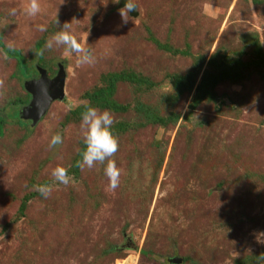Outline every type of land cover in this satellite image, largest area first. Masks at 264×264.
Masks as SVG:
<instances>
[{
	"label": "rangeland",
	"instance_id": "1",
	"mask_svg": "<svg viewBox=\"0 0 264 264\" xmlns=\"http://www.w3.org/2000/svg\"><path fill=\"white\" fill-rule=\"evenodd\" d=\"M120 1L37 0L40 11L29 16L26 0H0V42L32 63L42 40L50 77L58 64L65 75L62 100L34 125L7 122L0 136V264H174V256L176 264H264L250 258L264 250V0H131L137 16ZM60 32L69 44L55 43ZM73 44L92 62L78 64ZM215 54L228 76L216 101L192 109ZM199 58L193 92H178L171 76L193 73ZM15 65L0 48V107L25 93ZM122 70L154 85L120 82L114 98L128 110L109 111L112 125L139 121L138 101L179 118L117 139L111 187L108 160L72 172L83 130L70 111L102 74ZM57 133L62 142L50 148ZM57 166L69 184L53 181ZM41 184L51 186L46 198L35 190ZM143 247L150 252L141 255Z\"/></svg>",
	"mask_w": 264,
	"mask_h": 264
},
{
	"label": "trees",
	"instance_id": "2",
	"mask_svg": "<svg viewBox=\"0 0 264 264\" xmlns=\"http://www.w3.org/2000/svg\"><path fill=\"white\" fill-rule=\"evenodd\" d=\"M256 43V41L254 42ZM258 44V43H257ZM44 47V42L38 41L35 45V58L36 61L29 63L28 59L21 53L20 50L14 48H8L3 43L0 42V48L3 49L6 56L9 58H14L16 60L15 70L13 72V77L19 80L20 88L25 91L24 95L16 96L15 98L9 100L3 107H0V136L3 135L4 125L10 121H17L19 124L26 125V121L31 122L28 119H24L21 117L22 108L26 106L30 101V94L24 88V82L26 80L32 79L37 77L38 75V68H43L47 71V62L44 59L42 54V50ZM258 55L259 59L264 58V51L260 45H258ZM184 52V51H183ZM186 53V52H184ZM216 54L211 56V58L206 63L207 68L205 69V73L203 74L201 81L197 84L196 76L199 74V71L203 68V59H198L199 61L194 64V71L193 73H188L185 75H172L173 78V85L177 89L178 92L181 90L187 89L188 92H193L195 85L197 84L198 91L194 94L191 108L194 109V106L199 103L200 101L206 99L209 101H216L217 94L214 91L216 85L221 81H224L225 78L228 76L226 71L218 70V64L215 63ZM205 65V66H206ZM59 64L58 69L59 70ZM211 68L213 70L211 71ZM50 76V74H49ZM102 85L95 87L92 90L86 91L84 94V98L87 100V104L89 106H94L95 108L101 110H107L110 112L121 113L126 112L128 110V106L125 104H121L120 102L116 101L114 96L117 91L118 84L120 82H127L130 85H137V87H144L146 89L153 88V82L150 79L144 76H139L134 71H118V72H107L102 74L101 76ZM84 110V104L71 109L70 111V118L74 120H79L82 111ZM136 113L139 114L140 118L139 121L135 122H125V121H118L115 122L114 125L111 126V131L116 139L120 137H124L127 134H131L133 131H137L145 125L148 124H158L160 126H167L168 124L175 123L176 120L179 118L178 114L174 112H170L166 115H161L157 112L155 108H151V106H145L141 104L139 101L137 106L135 107ZM72 119V120H73ZM138 132V131H137ZM84 145L83 142L80 144V150L83 149ZM79 155L77 156L76 160L72 164V172L75 175L79 174V167L77 166V161L79 160ZM163 162V157H160L158 160L157 166H155V171L161 166ZM155 181V179H154ZM25 200L22 202L20 206V215L24 214V210L26 207V200H28V196L24 198ZM141 255H146L150 252L146 247L140 249ZM257 257V258H256ZM251 261H258L260 259H264V250L260 253H254L251 255ZM248 259V258H247ZM171 263V262H170ZM240 264V262H239Z\"/></svg>",
	"mask_w": 264,
	"mask_h": 264
},
{
	"label": "clouds",
	"instance_id": "3",
	"mask_svg": "<svg viewBox=\"0 0 264 264\" xmlns=\"http://www.w3.org/2000/svg\"><path fill=\"white\" fill-rule=\"evenodd\" d=\"M116 2H118V0H116ZM134 6L137 5L131 3L130 0H127L124 5V7H127L129 12ZM24 11L29 16H34L35 14H37L40 11V7L37 0H26V6ZM121 16L124 17L122 12ZM40 30L43 31V28H41ZM53 40L56 44H69V37L63 32L57 33L53 37ZM51 43L52 41H49V47H51ZM70 47L72 51L78 54V64H88L92 62L93 57L90 54L89 49H83L74 44L70 45ZM38 76L39 73L35 78H38ZM80 121L81 129L83 130L84 147L79 152L80 158L77 161V166L80 168L86 167L91 169L95 163H103L108 160L104 168V174L108 177L110 186L115 187L118 178V170L116 169L114 163L110 159H108L116 152L118 146L117 139L111 131V126L113 124L112 115L107 110L99 111L94 106H89L86 102H84V110L81 113ZM61 142V135L57 133L51 137L49 141V147H54L60 144ZM51 177L54 182H58L64 185L69 184L72 180V177L68 174L67 169L61 166H57L52 169ZM34 187L35 190L45 198L48 197L51 193L50 185L41 184L36 185Z\"/></svg>",
	"mask_w": 264,
	"mask_h": 264
},
{
	"label": "water",
	"instance_id": "4",
	"mask_svg": "<svg viewBox=\"0 0 264 264\" xmlns=\"http://www.w3.org/2000/svg\"><path fill=\"white\" fill-rule=\"evenodd\" d=\"M126 2L127 0H121L120 6H124ZM137 13L136 6H134L130 14L137 16ZM38 73V78H32L24 82V88L31 94V100L21 112V117L30 120L33 125L40 120L54 100L64 98L63 81L65 75L61 67H59L56 76L52 78L47 75V71L43 68L39 67ZM169 262L180 263L181 258L174 256L169 258Z\"/></svg>",
	"mask_w": 264,
	"mask_h": 264
}]
</instances>
